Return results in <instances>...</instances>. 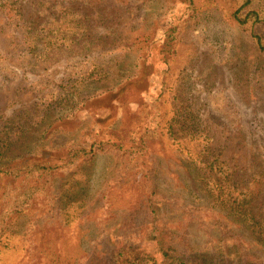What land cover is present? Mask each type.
<instances>
[{
  "label": "rangeland",
  "instance_id": "1",
  "mask_svg": "<svg viewBox=\"0 0 264 264\" xmlns=\"http://www.w3.org/2000/svg\"><path fill=\"white\" fill-rule=\"evenodd\" d=\"M20 1V22L0 10V167L57 169L27 203L31 180L0 177V264H264L201 152L210 139L238 189L264 172V0L245 27L234 0ZM52 19L65 43L28 52L24 33Z\"/></svg>",
  "mask_w": 264,
  "mask_h": 264
},
{
  "label": "trees",
  "instance_id": "2",
  "mask_svg": "<svg viewBox=\"0 0 264 264\" xmlns=\"http://www.w3.org/2000/svg\"><path fill=\"white\" fill-rule=\"evenodd\" d=\"M239 5L233 12V18L237 22V24L241 27H245L248 25L256 24L262 20L261 12L254 11L249 8L250 0H234ZM21 1L20 0H1L0 2V10L4 15V19L8 24H14L22 21V14L20 12ZM71 10L70 7H64V15L66 18L69 17L71 19ZM64 15L59 17V20H55L53 25L57 26V31L59 33L64 34V26L63 21L66 20ZM55 19V18H54ZM52 19L49 23H45L43 28H40L36 34H30L28 32L24 33L23 42L25 47L28 49V52L33 53L35 56H42L44 54H50V52L54 51L59 44H64L65 41H60L59 38L52 35V33H48L51 29ZM68 19V20H69ZM174 33L169 35L170 38H173ZM52 37V38H51ZM252 38L255 41L258 49L261 52H264V43L257 35L252 34ZM76 63H82L80 61H75ZM76 63H67L66 69V77L70 79L71 77L76 76V80L82 79L85 76L86 70L82 68H77L78 64ZM85 72V73H84ZM134 81V78L129 80L128 82ZM211 140L204 144L201 149V152H206V155L209 157V160L205 163V169H207V174L212 175L214 178L219 174L220 177H224V182L228 185V189H233L235 193L227 194L224 199L222 194H218V198H221L222 204H228L231 202L232 206H230L231 210H233L234 214L238 216L239 219L244 220L258 245L264 248V203L261 201H257L258 197L261 193L262 187H264V172L261 171L257 174L251 181L248 182L246 186L242 189H238L237 187V178L233 176V173L230 172L228 168L224 166L223 163L218 161L216 154L213 152L211 148ZM5 141H0V155L3 156L4 150L7 147L4 145ZM69 156V155H68ZM76 157V153L74 155ZM1 157V156H0ZM74 157V158H75ZM46 158V157H45ZM48 159V158H47ZM26 162L22 165H18L15 167H10L9 165H4L0 167V177H9V175L14 176H25L26 180H31L33 185L31 187H26L23 192L25 203L28 202V198H33L36 194L41 192L39 188V182L37 178V172L39 174V179H44L50 175V172L56 166H50L49 161L45 159H37V156H30ZM36 161H44L45 163L39 164ZM66 167V164L63 165V168ZM215 180V179H214ZM222 180H220L221 182ZM35 182V184H34ZM11 209L16 210V206L13 203L9 205ZM157 247L162 253L165 259L174 260V254L172 248L165 243V238H158ZM134 264V263H133ZM186 264V263H181ZM190 264V263H189ZM196 264V263H193Z\"/></svg>",
  "mask_w": 264,
  "mask_h": 264
}]
</instances>
